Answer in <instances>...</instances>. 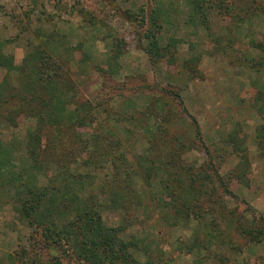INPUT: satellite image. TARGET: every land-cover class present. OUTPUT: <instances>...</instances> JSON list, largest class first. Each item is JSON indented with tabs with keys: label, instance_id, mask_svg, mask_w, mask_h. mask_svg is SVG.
<instances>
[{
	"label": "rangeland",
	"instance_id": "obj_1",
	"mask_svg": "<svg viewBox=\"0 0 264 264\" xmlns=\"http://www.w3.org/2000/svg\"><path fill=\"white\" fill-rule=\"evenodd\" d=\"M228 2L230 14L209 10V29L192 18V0H0V79L9 75L16 84L18 76L7 71L3 56L17 65L45 47L65 62L77 97L89 102L90 124L80 129L89 134L80 135L105 133L139 170L134 194L103 214L108 225L123 227L124 239L138 238L141 250L134 253L144 261L264 264V241L242 233L264 216V157L257 140L264 122V0ZM147 31L156 33L162 47L175 43L160 48L164 54L153 59ZM35 123L24 118L12 127L0 116V144L11 150V162L21 164L19 152L28 150L25 134ZM232 137L236 145L243 139L248 184L229 179L234 196L216 188L212 200L202 201L200 219L193 212L188 218L176 215L177 209L159 197L166 171L156 170L147 180L145 159L157 160L171 150L167 158L195 171L207 166L216 180L210 166L229 176L239 161ZM13 140L25 150L12 146ZM105 170L95 172L97 194ZM85 186V192L92 190ZM17 207L14 188L0 178V264H22L24 248L31 257L39 251H45L40 257L52 256L54 250L33 247L32 228ZM58 254L62 264H83L65 251Z\"/></svg>",
	"mask_w": 264,
	"mask_h": 264
},
{
	"label": "trees",
	"instance_id": "obj_2",
	"mask_svg": "<svg viewBox=\"0 0 264 264\" xmlns=\"http://www.w3.org/2000/svg\"><path fill=\"white\" fill-rule=\"evenodd\" d=\"M228 1L192 0V18L210 29L209 10L215 7L219 12L224 10L230 14L233 7ZM155 19L156 16L152 18L154 22ZM146 35L150 39L147 50L153 59L164 54L160 48L168 50L167 46L175 43L171 40L162 47L156 33L147 31ZM6 59L3 56L1 62L7 65V71L16 70L18 76L16 84L11 82L9 75L0 79V116L12 127H18L24 118H35L36 123L25 134L24 147L28 148V153L19 152L21 164L11 162V150L0 144V178L14 188L17 210L32 228L33 247L54 250L50 257L45 253V258L44 255L40 257L45 251L34 252L31 257L24 248L22 264H62L63 253L58 254L59 251L67 252L83 264H154L150 258L144 261L134 253L135 248L141 250L137 237L124 239L123 227L110 226L104 219L107 207L121 208L134 194L133 176L139 170L118 150L112 138L104 137L105 133L95 132L89 138L80 135L89 134L87 130L80 131L90 124L89 102L77 97L76 84L65 62L43 46L37 47L17 65H9ZM163 129L165 126L160 127ZM258 129V146L264 157V122ZM195 130L200 136L198 125ZM178 140L180 145L181 140ZM235 140L234 137L230 139L234 144L233 152H240V158L229 176L210 163L216 180L207 166L195 171L193 167L167 158L171 150L157 160L147 157L142 167L148 175L147 180L156 170L166 171L164 180H159L162 183L159 197L162 202L169 203L170 208L177 209L176 215L188 218L193 212L200 219L202 201L212 200L216 188L222 187L233 195L228 187L229 179L249 182L250 162L242 146L243 139H239L237 145ZM15 145L25 150L23 144L12 142V146ZM206 153L211 155L209 150ZM219 157L224 158L223 154ZM78 167L86 168L87 174L78 172ZM100 169L106 170L100 181V194H97L93 184L97 181L95 172ZM85 185H92V190L85 192ZM242 233L249 235L252 241H264V216L255 218Z\"/></svg>",
	"mask_w": 264,
	"mask_h": 264
}]
</instances>
